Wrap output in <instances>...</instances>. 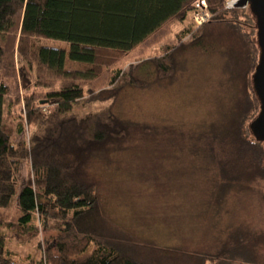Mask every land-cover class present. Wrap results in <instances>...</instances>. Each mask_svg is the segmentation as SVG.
Returning a JSON list of instances; mask_svg holds the SVG:
<instances>
[{
  "label": "trees",
  "instance_id": "obj_1",
  "mask_svg": "<svg viewBox=\"0 0 264 264\" xmlns=\"http://www.w3.org/2000/svg\"><path fill=\"white\" fill-rule=\"evenodd\" d=\"M196 1L0 0V264L32 239L23 264H264L256 16L205 0L195 25ZM175 22V43L113 69ZM80 99L107 105L80 117ZM163 156L193 160V230L156 225L127 193Z\"/></svg>",
  "mask_w": 264,
  "mask_h": 264
},
{
  "label": "rangeland",
  "instance_id": "obj_2",
  "mask_svg": "<svg viewBox=\"0 0 264 264\" xmlns=\"http://www.w3.org/2000/svg\"><path fill=\"white\" fill-rule=\"evenodd\" d=\"M183 26L184 24L182 23H173L171 32L164 36L159 42L139 44L133 48L131 52L122 56L115 63L113 69H128L140 60L157 54L160 47L175 43V35L181 28H183ZM39 44L60 47L68 50V44L61 40L42 39L39 41ZM19 95L20 97L23 95L22 90H19ZM143 100H146V105L150 102L149 97H146ZM143 100L135 99V104ZM159 103H162V101ZM106 105L107 102H87L85 99H80L73 104L72 112L83 117L99 111ZM158 107L159 109L163 108L161 105ZM11 123L14 125L13 122ZM30 130H27L28 132L25 133L26 137L30 134ZM251 134L253 135L252 132ZM156 162L159 164L147 171L149 181L136 184L131 182V184H128L129 190H127V193L129 196L131 195L130 197L135 202L136 208H141L137 209L138 212L145 211L149 216L155 212L157 214L156 217L158 218L157 220H154L156 225H159L164 219H166L170 225V229H174L171 227L178 226L179 224L182 225L184 230L191 228L192 230L195 229L193 227L196 225V217L192 210V201L190 202V199L188 198L187 187H185V184L189 183V176L194 174L195 169L193 168V160L180 158L179 160L173 161V159H168V157L163 156L160 161ZM26 175L27 167L26 164L23 163L17 190H19L24 184ZM259 185L262 186L263 183L261 182ZM164 223H166L165 220ZM49 234L50 233H44L41 231L40 240L46 238ZM35 243V239L20 245L15 244L14 241H9L6 246L8 250L12 252V259L23 264L25 257L28 254H32V249H34Z\"/></svg>",
  "mask_w": 264,
  "mask_h": 264
},
{
  "label": "water",
  "instance_id": "obj_3",
  "mask_svg": "<svg viewBox=\"0 0 264 264\" xmlns=\"http://www.w3.org/2000/svg\"><path fill=\"white\" fill-rule=\"evenodd\" d=\"M250 5L258 25V43L261 49L260 57L253 75L256 92L261 100V111L249 123V128L256 141H264V0H236L234 8Z\"/></svg>",
  "mask_w": 264,
  "mask_h": 264
},
{
  "label": "built area",
  "instance_id": "obj_4",
  "mask_svg": "<svg viewBox=\"0 0 264 264\" xmlns=\"http://www.w3.org/2000/svg\"><path fill=\"white\" fill-rule=\"evenodd\" d=\"M236 0H227L225 8L233 7ZM210 17V11L208 9L205 0H197L193 7L192 20L195 25H200L207 21Z\"/></svg>",
  "mask_w": 264,
  "mask_h": 264
}]
</instances>
